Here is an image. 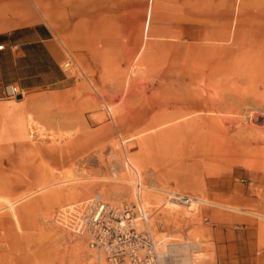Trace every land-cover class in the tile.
<instances>
[{
  "label": "rangeland",
  "instance_id": "obj_1",
  "mask_svg": "<svg viewBox=\"0 0 264 264\" xmlns=\"http://www.w3.org/2000/svg\"><path fill=\"white\" fill-rule=\"evenodd\" d=\"M33 22L52 29L68 81L0 108V264L95 263L67 218L88 198L134 203L115 180L127 170L111 173L126 156L144 185L264 213V0H0V30ZM154 194L155 241L183 245L191 264H228V245L258 226L264 244V219L175 212ZM4 197L20 200V225Z\"/></svg>",
  "mask_w": 264,
  "mask_h": 264
},
{
  "label": "built area",
  "instance_id": "obj_2",
  "mask_svg": "<svg viewBox=\"0 0 264 264\" xmlns=\"http://www.w3.org/2000/svg\"><path fill=\"white\" fill-rule=\"evenodd\" d=\"M3 45H0L2 49ZM69 64L68 62H66ZM22 94L14 84L4 86V96L15 98ZM187 194H175L168 200L187 207ZM66 208V207H65ZM146 209L135 203L115 204L101 198H90L77 215L68 217L73 230L84 237L89 248L103 258L104 264H174L170 252L162 250L149 226ZM140 222L142 229H137ZM162 224L159 222L158 227ZM92 264H101L98 260Z\"/></svg>",
  "mask_w": 264,
  "mask_h": 264
},
{
  "label": "crops",
  "instance_id": "obj_3",
  "mask_svg": "<svg viewBox=\"0 0 264 264\" xmlns=\"http://www.w3.org/2000/svg\"><path fill=\"white\" fill-rule=\"evenodd\" d=\"M0 108L6 109L22 102L25 93L36 94L48 87H63L68 81L60 61L62 50L52 29L40 22L28 23L0 30ZM17 85L21 91L20 99L6 98L4 86ZM232 237L235 238V231ZM256 239L247 246L231 242L228 264H264V257L255 256V245H262ZM241 236L237 232L236 238Z\"/></svg>",
  "mask_w": 264,
  "mask_h": 264
},
{
  "label": "bare ground",
  "instance_id": "obj_4",
  "mask_svg": "<svg viewBox=\"0 0 264 264\" xmlns=\"http://www.w3.org/2000/svg\"><path fill=\"white\" fill-rule=\"evenodd\" d=\"M32 125V123H30ZM32 131H35V130H32ZM31 133V132H30ZM112 156V155H111ZM114 165L112 166L113 168L111 169V173L112 175H116L117 171H119L120 167H124L125 170H127L126 172H128V176L127 179H121V178H118L115 177L113 178V180L115 179L117 182H120L121 184H125V183H129L131 186H133L134 190L132 191V198L134 199V203L136 205H138L140 208H143L145 209L144 206H147V205H150L151 203H158L160 202V200H158L157 196L154 194L155 192L156 193H159V194H167V196H173L175 194H178L179 192L177 191H173V190H167L166 188H163V187H160L159 185H156L155 184V181L153 179L150 180V184H146L144 185L143 183H141L140 181V171L138 170V166L136 167L134 165V163L131 162V160H129V157L126 156V159H125V162L122 163V160H115V162H113ZM119 173V172H118ZM69 174V173H68ZM109 177V176H108ZM110 178V177H109ZM112 178V176H111ZM110 182V181H109ZM114 182V181H113ZM123 182V183H122ZM84 188V187H83ZM107 190V189H106ZM120 190V189H119ZM101 193H106L105 192V188H100L99 190ZM113 191V190H112ZM149 191V192H147ZM72 192V191H71ZM75 192V191H74ZM73 192V193H74ZM116 192V191H114ZM76 194V193H75ZM109 194V193H108ZM113 194V193H112ZM179 194H182V193H179ZM68 195H71V194H68ZM77 195V194H76ZM183 195V194H182ZM61 194L60 193H56V194H52L50 197L51 199L50 200H54L58 197H60ZM74 196V194H73ZM72 196V197H73ZM78 196H79V193H78ZM185 197H187V201L196 205H208V206H217V207H221V208H224V209H230L232 211H236V212H240V213H247V214H251L253 216H256V218H261V219H264V213H259V212H247V211H243L237 207H233V206H229V205H222V204H218V203H215V202H211V201H208L206 199H202L200 197H195V196H189V195H184ZM69 198V197H67ZM3 201L5 202L6 204V207L9 209V212H10V216L11 218L13 219L14 223L16 225H20V221H19V218L17 216V213L15 211V205L20 201V200H16V201H10L8 198L4 197L2 198ZM90 199V198H88ZM59 200V198H58ZM164 202V201H162ZM80 203V202H79ZM155 203V204H156ZM147 204V205H146ZM165 204L166 206L168 205V207L175 211L179 208L180 209V206L174 204L172 201L166 199L165 202L163 203ZM178 209V210H179ZM183 209V207H182ZM181 209V210H182ZM188 209V208H186ZM185 209V210H186ZM78 209L75 208L73 209V207L71 208V212H73L74 216L77 215L78 213ZM139 223V222H138ZM62 226V225H61ZM63 230H65L64 228H61ZM264 229V227L262 228ZM66 231V230H65ZM74 231V230H73ZM75 232V231H74ZM155 237V236H154ZM156 240V239H155ZM163 246V245H162ZM166 246V250H162L160 253H164V251L166 252H170L173 254V256H176V259H177V263L178 264H191V260H190V255H188L187 253V249L185 248H180V246H183V245H165ZM162 248V247H161ZM172 256V255H171ZM180 257L182 258V263H181V259ZM99 261L101 264H104V261H103V258L99 255H96V261Z\"/></svg>",
  "mask_w": 264,
  "mask_h": 264
},
{
  "label": "water",
  "instance_id": "obj_5",
  "mask_svg": "<svg viewBox=\"0 0 264 264\" xmlns=\"http://www.w3.org/2000/svg\"><path fill=\"white\" fill-rule=\"evenodd\" d=\"M21 97H22L21 94H18V95L16 96L17 99H20Z\"/></svg>",
  "mask_w": 264,
  "mask_h": 264
}]
</instances>
